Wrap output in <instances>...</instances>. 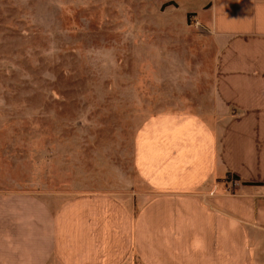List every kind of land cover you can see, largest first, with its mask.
Segmentation results:
<instances>
[{"label":"crops","instance_id":"crops-1","mask_svg":"<svg viewBox=\"0 0 264 264\" xmlns=\"http://www.w3.org/2000/svg\"><path fill=\"white\" fill-rule=\"evenodd\" d=\"M172 1L215 40L218 124L146 118L122 193L0 192V264H264V0Z\"/></svg>","mask_w":264,"mask_h":264},{"label":"rangeland","instance_id":"rangeland-1","mask_svg":"<svg viewBox=\"0 0 264 264\" xmlns=\"http://www.w3.org/2000/svg\"><path fill=\"white\" fill-rule=\"evenodd\" d=\"M193 20L172 0H0V192L122 193L146 118L218 124L216 43Z\"/></svg>","mask_w":264,"mask_h":264},{"label":"built area","instance_id":"built-area-1","mask_svg":"<svg viewBox=\"0 0 264 264\" xmlns=\"http://www.w3.org/2000/svg\"><path fill=\"white\" fill-rule=\"evenodd\" d=\"M196 23H198V21H196Z\"/></svg>","mask_w":264,"mask_h":264}]
</instances>
